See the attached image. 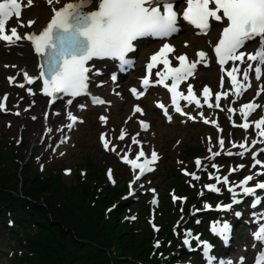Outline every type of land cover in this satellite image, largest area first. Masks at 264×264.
<instances>
[{
  "label": "snow or ice",
  "instance_id": "6c2138e0",
  "mask_svg": "<svg viewBox=\"0 0 264 264\" xmlns=\"http://www.w3.org/2000/svg\"><path fill=\"white\" fill-rule=\"evenodd\" d=\"M181 2L185 7L179 11ZM47 3L53 6L61 4V0H47ZM33 4L34 0H0V42H6L8 46H11L26 40L32 44L43 62L40 64L39 75L31 76L25 71L23 73L24 81L31 85L37 80H42L43 94L50 97L53 102L62 97H69L67 103L70 105L75 98L89 94L90 73L99 74L90 61L107 58L118 60L122 65H128L131 62L126 57L135 51V41L143 37L160 39L170 37L180 31L181 19L197 29L198 35H209L213 23L222 25L216 42L209 41V43L216 63L219 64L221 72L226 73L230 82L231 95L242 97L243 93L251 87L250 74L254 73L256 81H260L264 77V0H98L95 10L87 12L84 9L92 4V0H72V2H64L59 8L53 6L50 21L39 33H21L20 28H31L36 23L34 20L25 23L20 19L23 11L32 7ZM14 18L16 23L11 24L10 21ZM249 48L252 50L249 51ZM174 52L175 48L171 44L164 43L159 51L149 58L150 62L146 65L148 75L142 80V86L147 89L150 86L149 77L152 75V70L158 65H163L164 71L155 73V76L158 77L155 82L166 87L172 94L175 111L187 115L183 112L179 100H187L189 104L195 103L198 108L202 105L197 99L192 85H188L187 95L178 91L179 85L194 75L198 64L207 66L209 54L200 50L196 53L198 59L195 61H190L186 54L175 56L172 59L179 61L180 66L173 67L170 56ZM229 64L231 67L226 69L225 66ZM242 65H246V67L242 68ZM112 79L115 80V76ZM13 80L14 78H9L10 83ZM168 80L172 81L171 85L166 83ZM17 86L24 88L25 84L20 83ZM221 87H224L223 76L221 77ZM29 92L34 94L30 89ZM131 92L137 99L142 95L135 88L131 89ZM262 92H264V85L258 89L256 97L259 98ZM212 95V90L205 86L203 89L204 103L208 104L209 108H219L222 95L227 98L229 93L227 91L215 93V104L208 102ZM7 98V95L0 97V110H6ZM93 102L96 104L105 103L100 98H93ZM158 107L164 109L167 115V108L163 104H158ZM261 107L264 106L253 100L243 104L239 108V112L246 119ZM227 111L231 113L234 109L228 108ZM134 112L143 114L139 106L135 107ZM16 114L19 115V113ZM201 117L203 118L202 113ZM188 118L194 119L191 116ZM68 119L72 121L67 125L71 129L77 118L69 113ZM101 120L106 122L105 117H101ZM204 123H209V120L204 119ZM251 124H254L255 129L258 130L257 135L264 137V117L251 122ZM251 124L246 122L240 124L239 127L247 131ZM141 127L146 130L148 125L141 122ZM124 137L125 133L122 130L120 139L123 140ZM101 140L105 149L108 150L109 142L104 135L101 136ZM258 142L264 143V141H252L253 146ZM132 143L138 144L139 141L132 137ZM218 143L220 149L224 150V140L219 139ZM233 147H237V145L234 143ZM238 147L244 151L236 153L237 155L243 156L245 152L249 151L247 139ZM111 150L116 151L115 148ZM211 151L209 148V152ZM261 151L264 152V149ZM220 154V151L212 153L208 159L211 160ZM226 154L233 155L231 151H226ZM144 156L143 150L132 160H129L126 154L123 157V162L129 164L134 172L139 169L142 175L145 172L153 171L154 169L150 165L159 159L158 154L153 151L150 160L145 159L143 163H138L137 161ZM253 161V167L257 165L264 167V163L255 155ZM195 163L198 171L203 170L200 159H197ZM206 167L207 165L204 166V168ZM212 167L219 171L216 164H212ZM239 167L243 168V165ZM185 175H191L192 179L197 181L200 179L195 173L185 172ZM257 175H264V172L257 173ZM109 177H111V170H109ZM213 178H215L216 184L205 185L210 192L218 193L220 191L217 184L229 185L228 176L213 177L210 174L209 179ZM135 179L139 180L140 175H136ZM253 179L254 176L249 175L235 186H228L227 190L231 193L233 202L228 205H217V209L227 211L231 210L234 204L242 203V200L237 198V187L242 189V195L253 197L251 205L253 208L264 203V200H261L257 195L259 190H264V182L249 186ZM173 199L175 201L186 198L173 196ZM152 203L155 204L156 201L154 200ZM204 208L208 209L210 205L205 204ZM235 215L239 217L241 213L236 212ZM261 215L264 217V214ZM197 222L199 223V221ZM211 230L226 241L231 232V225L226 221H217ZM185 236L183 241L185 245H190L189 237L195 239L198 244H201L208 264H215V258L210 255L212 245L209 242H201L200 237H193L191 232H186ZM253 238L261 245V251L256 257L255 264H264V226L254 232ZM156 247H159L158 243ZM228 264H232V262H228ZM239 264H244L243 258Z\"/></svg>",
  "mask_w": 264,
  "mask_h": 264
},
{
  "label": "rangeland",
  "instance_id": "374dc122",
  "mask_svg": "<svg viewBox=\"0 0 264 264\" xmlns=\"http://www.w3.org/2000/svg\"><path fill=\"white\" fill-rule=\"evenodd\" d=\"M27 17H29V13ZM2 78L3 77L0 76V82ZM15 97L16 95L10 99L8 106L5 107L6 110H0V191L9 189V187H5L7 189L2 188L7 181L8 183L6 186L17 185L18 188L21 186L22 191L23 183L27 180L34 181L38 179L39 183L48 184L49 181H51L49 175L51 173H57V170L60 172L63 184L60 187L53 182H50V184L52 190H56L57 192L62 190L65 198H68L70 194L69 187L77 184L80 177L90 178L94 181L105 183V187L100 191L101 195H104V206L109 207L114 204L115 208V211H110L107 221L109 219L115 221V226L117 227H114L113 231L108 229V232L111 233L115 239H117V237L122 238L128 236L130 238L129 240L132 241L129 248L136 251V254L130 253L124 255L121 253L123 247L117 243V241H113L114 243L111 244L114 245L117 250L114 252L115 255H110L109 261L112 259L109 262L110 264H114L115 261L116 264H165L163 263L164 261L162 262L161 252L168 249L170 246H166L164 243L163 247L153 249L152 243L155 239L151 237L149 229L146 228V219L148 220L151 218L152 209H155L153 221L161 226L162 229L161 232H159V238H162L165 233H170L173 227L176 228L186 224L189 225L190 220H195L198 216V214L195 215L194 213L196 212L195 209L198 206L200 198L196 199L192 196L193 189L188 184H185L186 179L182 174V169L191 168V171L198 174L199 172H205L207 167H210L214 162H226V168H228V164H231L234 158L233 155H227L226 150L219 156H215L210 160L208 158L212 156V150L211 152H207V159L203 158L201 141L205 138L204 135L206 136V134H208L211 138L212 135L216 136V134H214L215 130L212 132L208 124L201 123L195 126V129H186L180 125V123L164 125L161 120L155 118L157 121L155 123V129L165 134L164 136H158L156 133L149 135L154 139L155 146L163 153L158 171L155 175H152L153 182L151 184V187H155L156 189L154 194L157 193V198L155 201L158 202L155 204L152 203V201H154L153 197L155 196H149L147 193L148 186L143 185L146 182H140L144 194L138 198L136 206L133 208L131 206H134V204L128 206V203L131 202L130 200L124 205H120L119 203L122 196L127 193L126 180H129L133 173L129 165L123 162V157L126 153L123 151L105 149L97 134L100 128L96 120L93 122V128H90L89 125H82L72 130L69 133V138L72 136L71 142H59L58 137L52 133V131L55 130V123L58 118H52L50 115L47 120L50 125L48 131L42 136H38L40 133V124L38 120L35 124L31 123L29 127H27L22 123L21 116H14L10 113L12 109L16 107L25 106V101L23 99ZM33 108H35V106H29L31 110ZM126 110L127 108L123 109L121 113L126 112ZM87 112H89V115L92 114L90 113V109ZM30 113L26 115L27 118H29ZM258 116L259 115H257V117ZM118 119V117H113L111 121L115 123L114 121H118ZM34 127H36V129H34ZM185 131H193V133L188 135V137H185L184 134L182 136L181 134ZM26 132L28 138H26ZM35 133L37 136L34 138L35 142L33 148L29 138H33ZM175 135L178 136V140H181L176 148L173 147V144L177 140L174 139ZM233 136L238 139L241 134L236 133ZM114 142V144H116V141ZM65 147H68V152L63 158L56 160L54 155L48 154V152L54 150L62 157V151ZM193 147L199 148L195 150ZM226 147H229L228 137L226 138ZM249 152L250 151H247L246 153ZM130 155L133 157L134 153ZM183 155L200 159L201 168H203V170L198 171L195 161L182 162L178 166L177 164L179 161L181 162ZM198 155L201 156L199 157ZM12 157L20 158V160H13ZM257 157H264V152ZM262 161H264V159ZM205 165H207L206 168H204ZM177 166L179 167L178 169ZM66 167L70 168V171L62 172V169ZM109 170H111V177H109ZM41 177H43V179H41ZM235 178L238 179V176ZM109 181H111L113 187L109 186ZM188 182L192 183L190 179H188ZM169 192L172 193L168 194ZM173 196L186 199H176L174 201ZM45 200L46 199H43V201H41V206H45ZM5 201L4 199L3 203H5ZM105 201H107L106 204ZM146 201L147 203L144 204ZM47 202L50 203V205H54L52 201ZM180 202H183L182 208L185 210V213L189 212L187 216L179 215V209L181 208ZM6 207L7 205L1 209V211H6ZM75 207L76 205L71 206L72 209ZM80 211L84 214V225L93 228V231L96 233L105 231V229L99 231L98 226L91 223L88 212L85 209L80 208ZM133 214L139 217V221L135 225H128L127 218L129 215ZM213 218H215V216L212 215L210 219L202 223V226H205ZM194 223H197V221ZM99 228H101V226H99ZM187 228H190V226ZM117 229L120 230L117 231ZM105 232L99 235L100 238L106 237ZM38 235L36 226L30 227L29 230L26 229L24 233L10 221L8 222L7 229H5L4 226H0V264H10L9 262L13 264H65L58 258V252L64 253L67 257H77V254L81 252L77 247L73 248L68 244H63L60 238H55L50 232H46L44 235H41V237ZM200 238H203V235H201ZM241 243L239 245H243ZM84 245L85 243H83L82 246ZM240 248L241 246L238 249ZM80 261V264H87L86 260ZM107 263L108 260L106 264Z\"/></svg>",
  "mask_w": 264,
  "mask_h": 264
},
{
  "label": "trees",
  "instance_id": "16d2710c",
  "mask_svg": "<svg viewBox=\"0 0 264 264\" xmlns=\"http://www.w3.org/2000/svg\"><path fill=\"white\" fill-rule=\"evenodd\" d=\"M193 148L198 150L199 147ZM50 182L52 183L53 181H49L48 184H42L39 183L38 179H35L34 181L27 180L23 183L22 194L28 197L32 201L31 202L20 199L18 197L19 193L17 192L18 186H6L8 183L7 181L2 188L9 187V189H14L17 192V198H14L11 194H5L6 190L0 191L1 223L5 224L4 222L6 220V211L1 212V209L9 204L6 208L14 213V221L18 223L19 226L22 227L25 225L26 228L35 223L38 227V236L41 237V235H44L46 232H50L55 238H60L63 244H68L73 248L77 247L81 251L77 254V257L71 256L69 258L65 256L64 253L58 252V258L65 264H80V260H86L87 264H106L108 260L107 264H110L109 262L112 259L109 261V257L117 250V248L111 244L114 243L113 241H117V243L123 247L121 250L122 254H136V251L129 248L132 241L129 240L130 238L128 236L122 238L117 237V239H115L114 236L108 232V229L113 231L114 227L117 228L115 226V221L109 219L105 221L106 226H103L104 224L101 225V219L95 220L93 218V213H88L91 223L98 225L99 231L105 229V238H100L99 236L104 232L96 233L93 231V228L83 224L84 214L80 211V208L83 209L82 206H80L83 200V194L80 186L72 188L68 198H65L59 195L56 190H52ZM4 199L6 200L5 203H3ZM43 199L52 201L54 205H50V203L45 200V206H41L40 203H42L41 201H43ZM106 203L107 201H105V204ZM74 205H76V207L72 209L71 206ZM97 207H100V205H97ZM29 213H33V216ZM99 226H101V228H99ZM25 230L26 229H21V232L24 233ZM119 230L120 229H117V231ZM83 243H85L84 246H82ZM114 264H116V261Z\"/></svg>",
  "mask_w": 264,
  "mask_h": 264
},
{
  "label": "bare ground",
  "instance_id": "6f19581e",
  "mask_svg": "<svg viewBox=\"0 0 264 264\" xmlns=\"http://www.w3.org/2000/svg\"><path fill=\"white\" fill-rule=\"evenodd\" d=\"M67 1L68 0H61V4H55L53 6L56 7V8H59V7H61V5L64 2H67ZM34 3H35L34 6L31 7L28 10V12L31 9L33 10V16H32L33 19L32 20L36 21V23L31 28H20L19 31L21 33H39L40 30L45 25V23L48 20V18L53 13L52 12V7L53 6H50L47 3V0H34ZM208 38H210V37H208ZM15 46L17 48L16 49H11V51L9 53H6V51L4 53H3V51L0 52V62H1L0 68L2 69V76H5L6 74H10L12 77L19 76V74L21 72H25V71L28 72V74L31 75V76L36 75L37 74V69H38V67H37V58H36L35 54L33 53L32 49H31L29 41H26V40L19 41V42H17V44H15ZM3 64H9V65H3ZM11 64L12 65L16 64L17 67H13V68L10 69V67L12 66ZM96 70H98V69H96ZM207 74L212 77V84L214 85L215 84L214 78H215V75L218 76V71L217 70H209L207 72ZM99 76H100V73L98 75L95 74V72L90 73V81H89V88H88V92L89 93L94 94V95L95 94L96 95H100L101 93H103L102 90H100V87H99V84H98V79L96 80V78H98ZM20 83H22V82L16 83V80H15L13 85L17 86ZM23 83L25 84V87L24 88H20L19 87V88L25 90V93L29 94L30 92H29L28 88H30L31 85H28L25 81ZM0 85H1V83H0ZM203 89L204 88H201V89L197 90L195 92V94L197 96V99L200 100L201 105L205 106V107H208V104L204 103ZM5 91L8 94L14 93L15 91H18V93L21 94V90L13 89L12 87H7V86H6ZM225 91H227L229 93L227 98L232 99L231 91L228 88H223L221 90V93H223ZM181 92H183V93H185V95H187V89L184 88V89L181 90ZM32 93H34V94H29V98L34 99V98L39 96V93L36 90H32ZM227 98H224L223 95H222L221 101L223 99H227ZM26 100H28V99L25 98V102H26ZM111 100L114 101L113 106L111 108V110L114 111V112L118 111L121 108H123L122 106H125L127 104V102L120 103L118 99H115L114 95L111 96ZM238 100H239V98L236 99V101H238ZM171 101H172V97H169L168 98V102H171ZM208 102L212 103V104H215L214 101L212 100V98L211 99L209 98ZM183 103L186 104V103H188V101L187 100H183ZM49 106L50 105H48L46 102H44L43 99L38 98L37 99V103H36V107L31 110L30 114L31 115L35 114V115H37V117H39L40 113H45L46 110L49 109ZM67 108H69L67 103L66 102H61V103H59L57 105V109L55 111V112L59 113V115L61 117V120L59 121V128L62 131H65L66 129H68L67 124L65 123L66 113L68 112ZM95 108L96 109H90V110H93V113L91 115H89L88 113H85L81 117L83 119V122H84L83 125H89L90 128H93L94 127L93 122H94V120H96L97 111H100L101 112V116L99 117L100 125L105 130V134L110 132V130H111V127H110L111 119L109 117L110 116L109 109L107 107H105L103 104L100 107L96 106ZM232 109H234V108L232 107ZM74 111H76V110H74ZM235 113H237V111H235V112L233 111L231 113H227V116L234 115ZM238 114L245 121V123L248 121V118L251 116L250 115V116H248L245 119V118L242 117L240 112H238ZM63 116H64V118H63ZM21 117H22V123L25 126L29 127V124H31V121L28 118H23V115H21ZM101 117H105L106 118V122L102 121ZM50 121H51V119H50ZM35 122H36V120H35ZM35 122H34V124H35ZM38 123L40 124V126H39L40 129L39 130L41 131V128H42L41 123H42V121H41L40 117L38 119ZM34 129H36V127H34ZM25 135H26V138H28L27 132L25 133ZM255 136L258 139H261V140L264 139V137H259L257 135V133H256ZM29 140L31 141V143L34 144L35 141L32 140V138H29ZM33 148H34V145H33ZM241 191H242V189H240V192ZM258 192L260 193V191H258ZM254 209L255 208H251V210H254ZM228 223L231 225V228H234V227L237 226V224H239V225L243 224L244 221H243V219L242 220L232 219ZM256 244L260 245L259 243H256ZM235 250L236 249L233 248V249H231L230 252L233 253V252H235ZM240 260H241V258L238 257L235 262L239 263Z\"/></svg>",
  "mask_w": 264,
  "mask_h": 264
}]
</instances>
